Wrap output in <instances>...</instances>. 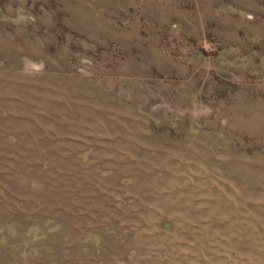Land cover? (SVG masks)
Wrapping results in <instances>:
<instances>
[{
	"label": "rangeland",
	"instance_id": "rangeland-1",
	"mask_svg": "<svg viewBox=\"0 0 264 264\" xmlns=\"http://www.w3.org/2000/svg\"><path fill=\"white\" fill-rule=\"evenodd\" d=\"M0 264H264V0H0Z\"/></svg>",
	"mask_w": 264,
	"mask_h": 264
},
{
	"label": "clouds",
	"instance_id": "clouds-1",
	"mask_svg": "<svg viewBox=\"0 0 264 264\" xmlns=\"http://www.w3.org/2000/svg\"><path fill=\"white\" fill-rule=\"evenodd\" d=\"M31 64H32V67L33 68H36V69H41V68H43V65L42 64H36L35 62H30Z\"/></svg>",
	"mask_w": 264,
	"mask_h": 264
}]
</instances>
